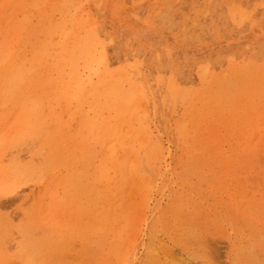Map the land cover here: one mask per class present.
<instances>
[{
    "label": "rangeland",
    "instance_id": "obj_1",
    "mask_svg": "<svg viewBox=\"0 0 264 264\" xmlns=\"http://www.w3.org/2000/svg\"><path fill=\"white\" fill-rule=\"evenodd\" d=\"M106 1L107 3L105 0H0V121L3 123L2 124L0 122V144L3 145L2 147L0 145V168L5 166L6 168L3 167L5 169L2 168V170L5 172L7 169V172H9L8 176H5L7 175L6 172L3 174V177L5 178L0 177V241L2 242H0V264H87L88 262H86V260L89 261L88 264H264V98L262 97L264 95H261L264 94V68H262V63L264 61V0ZM125 7H128L131 10L128 8L126 9ZM161 12L164 15H169L171 12H173L175 14L174 21L169 23V18L166 17L165 20L164 15H162ZM209 15H213V17ZM224 15L226 18L223 17ZM79 23L82 25H79ZM255 26L257 27L256 29ZM75 32L76 35L73 41H75V48L76 51H78L76 53L77 58L75 66L76 70H78L81 80H87L90 84L97 82V74L102 70L99 63L100 58L102 57L103 49L106 48L108 49V52L106 53V72L112 73L114 74V77H116V72L122 71L133 85L142 89V101H139V103H136L129 108V111L126 113V122L120 126L122 129V135L126 133L129 134L127 139L128 141H126L124 144L121 143V141H116L110 139L109 137L104 139L103 133H101L100 125L98 123H96L95 126H90V124L85 123L86 120H93L95 115L94 112L89 110L87 105L72 104L66 106L63 102L53 98V87L47 81L48 79L56 77L57 71L55 67H57V63L59 62L62 53L65 51V48L69 42L72 41L71 37ZM250 33L252 34L250 35ZM90 35L94 39L96 49L93 52L92 49H90L92 54L85 55L84 52L87 49V38ZM216 37L217 39H215ZM241 37L245 38L243 39ZM205 46L207 47L205 48ZM216 54L218 55L216 56ZM91 55H94V59L89 67L88 64ZM8 56H11V58L8 62H6L5 59ZM165 57L169 60H174L175 57H179L181 60L180 62L182 63V68L175 69L173 67H165L160 69L158 67V60L163 58L165 59ZM201 61L203 62L201 63ZM18 71H22L20 73L21 75L18 77L19 80L17 79L16 84L14 83L10 85L12 75ZM233 77L235 79L237 78V80H234ZM235 81H238V84ZM245 83H248L249 85H246ZM250 83L252 84V87ZM149 84L152 85L150 86ZM239 84H242L243 86L240 85L239 88ZM244 85H246V88ZM212 86L215 88V90ZM216 86L217 88L219 87V90L216 89ZM247 88H250V91H248ZM244 90L245 92H243ZM247 91L249 94H247ZM221 92L222 94H220ZM225 94L226 96L229 94L230 95L227 98ZM250 94H253V96ZM258 94L263 101L260 100ZM241 95L244 98H242ZM249 95L251 96V99H253V105L250 104V101L247 102L246 100L250 99ZM233 96H235V98H232ZM225 97L230 101L226 100ZM202 98H204V101ZM256 98H259V102H257L258 100ZM34 99H36V101ZM207 99L208 101H206ZM209 99H211V101L215 100L212 101L213 105ZM242 101L245 102L243 103ZM103 102L104 100L98 97L96 104L98 106H103ZM236 102H238V105L241 103L242 107L238 106L237 109ZM141 103L143 106H141ZM221 103L223 107L220 106ZM24 104H27L28 107L36 106L35 110L25 117H23ZM258 104H260L261 107ZM225 105L226 107H224ZM219 106L223 108V111L226 110L224 114L223 111L220 110L221 108ZM251 106H254V108ZM205 107L209 110H207ZM210 108H213V111ZM251 108L254 109V111L251 110ZM237 110L239 112H237ZM220 111L222 115L220 114ZM232 111L235 112L232 113ZM243 111L246 112L244 113ZM197 112H199L200 117L198 116ZM215 113L219 116L215 115ZM257 114L263 116V120L258 117ZM166 116H169V120ZM201 116L205 121L208 119L211 121L205 122L203 119H201ZM211 116H217L219 122H217L218 120L216 118H213L214 120H212V118H210ZM134 117L135 121L132 119ZM248 117L250 118V122ZM18 118H20V122H17ZM29 118H31L30 123H35V129H28L27 131L26 127L24 126V121L28 120ZM56 119L57 121H54ZM220 120L223 121L222 123L224 124H222ZM202 121H204L205 126L203 125L204 123ZM254 121H256V123H254ZM233 122L236 125L233 124ZM16 123H18V126L20 125L21 128L18 127L14 131L15 133H11L10 129ZM196 124L199 125L197 126ZM196 127L199 128V130H197L198 132L195 130ZM203 127L206 128L207 132L205 133L207 134L203 132ZM212 127L216 130H213ZM247 127L250 131L247 130ZM84 129H87V131ZM241 132L242 134H240ZM5 133H10L11 136L7 139L8 141H1ZM23 133L27 134L23 135ZM202 134L204 136H202ZM238 134L243 135L242 138H240L241 136L239 137ZM58 135H60L61 138ZM219 135L221 136L218 137ZM12 136H15V138H12ZM67 136L69 137L67 138ZM225 136L227 138H225ZM202 137L209 144L204 142ZM24 138H26V141ZM235 138L238 141H236ZM240 139H243L244 141ZM84 140L87 144L82 142ZM200 140L204 144H202ZM14 142L17 144L15 143L16 145L13 146L12 144H14ZM211 142L213 143L212 146L210 144ZM234 142H237L238 144H235ZM187 143L191 146H189ZM248 143L250 146H248ZM114 144H117L119 148L116 149L117 146L115 147L116 153H112L111 151ZM243 144H245V146ZM38 145L40 147H38ZM240 145L243 147V149L240 147ZM175 147H177L179 150ZM212 147L213 149H210ZM56 148H58L59 151H56ZM205 148L209 149L207 150ZM82 149L84 150L82 151ZM75 150L77 151L75 152ZM187 150L190 151L188 152ZM225 150L227 154L229 153L228 155L225 153ZM245 150L247 151V154L244 152ZM60 151L62 152L60 153ZM66 151L68 152L67 154ZM202 151L204 156L202 153H200ZM236 151L238 153H236ZM57 152L60 155H58ZM132 152H135L138 157H136ZM205 152L208 153L206 154ZM99 153L101 154L99 155ZM243 155H246L247 158ZM3 156L5 157L6 161ZM14 156L15 158L13 159ZM112 156L117 157L114 158ZM227 158L229 160H226ZM79 159L82 160L80 161ZM197 160H200L201 162ZM211 160L214 164L210 163ZM11 161L14 162L12 163ZM92 161H94V163ZM4 162L6 165H3ZM181 162L183 163L181 164ZM218 163L220 164L217 165ZM39 165L42 167H39ZM48 165L53 166L49 167ZM70 167H73L72 170H70ZM15 168H17L16 173L13 172L15 171ZM204 168L208 169L205 170ZM51 170L54 171V173ZM70 172L72 174H70ZM209 172H211V174ZM84 173H86V175H84ZM19 174L21 175L19 176ZM32 174L33 176H31ZM182 175H184V177H182ZM67 176L69 178H67ZM226 176L228 178H226ZM29 177L32 179H29ZM71 178H73V180ZM124 178L126 179L124 180ZM180 179H182L186 185H184L182 181L179 182ZM142 180L144 181L142 182ZM89 181L91 186L89 185ZM50 182L52 184H50ZM87 182L88 185H86V187L85 184ZM166 182L169 184H166ZM72 183L76 184L74 188H78L79 191L70 188L73 186ZM93 184L95 185L93 186ZM113 184L115 187L111 186ZM44 185L45 189L43 187ZM162 185L164 186V190L162 189ZM63 186L65 189H59L60 187L63 188ZM140 186L143 188L141 189ZM224 186L226 188H224ZM131 187L133 188L132 190ZM178 188L181 189L179 190ZM57 189V195L59 196L63 194L62 192H67V195L68 193L71 195H68L70 198L67 197L66 194L63 196L61 195L63 198H61V196H57L55 199L56 201L54 200V209L51 211L49 208V204L51 202L49 194ZM138 189H140V191ZM185 189H190L191 191L188 190V192ZM68 190L70 191L68 192ZM136 190L139 193H137ZM208 190L213 193L209 192ZM220 190H222V192ZM131 191L133 192L131 193ZM214 191L217 195L214 193ZM75 192H77V194ZM81 193L83 195H81ZM159 193L161 194L162 198L160 197ZM136 194H138V196H134V199L133 195ZM156 194L159 197H157ZM228 194L230 196H228ZM171 195L174 197L173 199ZM85 196L87 198H84ZM88 196H90V200ZM91 197L93 199H91ZM145 197L147 201L145 200ZM234 197L236 199H234ZM239 197L240 199H238ZM87 199L89 203L85 202ZM116 199L118 201H116ZM246 199H250V201L253 200V203L249 200L247 202ZM58 200L61 202L59 203ZM64 200H66V203L68 200V205H66ZM71 200L74 202L73 205ZM81 200L85 201L81 202ZM153 200L155 202L157 200L158 201L155 203ZM36 201L40 203H37ZM47 201L49 203H47ZM119 203H121L120 206L118 205ZM107 204L110 206V208ZM240 204H242V207ZM257 204L259 206H257ZM69 206H73L74 210ZM117 206H119V208ZM180 207H182V210H179ZM77 208L79 210L81 209L82 212ZM189 208H191V210ZM37 210L39 211L37 212ZM70 210L71 212H69ZM56 211H59L57 212L58 214ZM205 211L207 212L205 213ZM234 211L236 213H234ZM60 212L63 213L61 214ZM80 212L83 214L81 215ZM64 214L66 215L64 216ZM112 215L115 216V219ZM251 219L255 222H253ZM172 221L175 222L173 223ZM80 222H83L85 225H82L83 223ZM204 222L207 223L205 224ZM246 222L249 223L250 226ZM63 223L64 227L62 226ZM125 223L128 224L125 225ZM164 223L165 225H163ZM171 223L173 227L170 225ZM180 224L184 228L187 227V230L189 231H184V228L180 227ZM246 225H248L254 233L249 231V234V229L246 228L248 227ZM168 226L172 229H170ZM154 227L158 230H156ZM174 227H176V229ZM252 227H254V229ZM66 228L69 229V232L66 230ZM87 228L89 231H86ZM126 228H128V230ZM74 229L76 230L75 232H73ZM109 229L112 231H109ZM60 230H63V233L66 231V234L64 233L63 235ZM57 232H59L61 235H58L59 233ZM83 232L85 234H83ZM179 232L180 236L183 233V236L180 238L176 237ZM79 233L80 235H78ZM119 233H121V235ZM126 233H129L127 234L128 236H124ZM163 233L167 234L165 235ZM54 234H56V238L54 237ZM89 235L92 237H89ZM57 236H59L61 239L59 237L57 238ZM79 238L82 240H79ZM169 239L171 241H169ZM178 239H182L183 241ZM56 240L58 241L57 244ZM38 241H40V243H38ZM118 241L121 242L119 243ZM92 242L93 245L91 244ZM38 245H40L42 248ZM7 247L14 250H8ZM64 248H66L65 252L62 250ZM166 248L168 252L166 251ZM95 249L97 252H95ZM11 252L13 256H11ZM147 252L150 254L148 255ZM24 253H28V256ZM48 253L51 255L49 256ZM123 255L126 260H124L125 258ZM40 256H43L47 260L49 259L48 262H45L47 260L43 259V257L40 258ZM52 256H54L55 259L51 258ZM144 257L147 259H144ZM92 258H94L95 261ZM153 258H157L160 263ZM56 259L61 263L59 261L57 263ZM91 260L94 262L91 263ZM98 260L101 261L99 262ZM149 260L153 262L151 263Z\"/></svg>",
    "mask_w": 264,
    "mask_h": 264
},
{
    "label": "bare ground",
    "instance_id": "obj_2",
    "mask_svg": "<svg viewBox=\"0 0 264 264\" xmlns=\"http://www.w3.org/2000/svg\"><path fill=\"white\" fill-rule=\"evenodd\" d=\"M121 1V0H120ZM105 2L107 3V1L105 0ZM104 2V3H105ZM115 2V1H114ZM129 2V1H128ZM102 3V2H101ZM116 4V3H115ZM202 4V3H201ZM159 5H161V4H159ZM187 5H189V4H187ZM124 6V5H123ZM186 6V5H185ZM78 7H79V5H78ZM114 8V7H113ZM126 8V7H125ZM128 8V7H127ZM126 8V9H127ZM133 8H135V7H133ZM180 8V7H179ZM129 9V8H128ZM125 10V9H124ZM124 10H123V13H124ZM129 10H131V9H129ZM204 10H205V8H204ZM248 10V9H247ZM257 10H259V9H257ZM136 11V10H135ZM130 12V11H129ZM138 12V11H137ZM116 13V12H115ZM131 13V12H130ZM162 13V12H161ZM160 13V14H161ZM112 14H114V13H112ZM207 14V13H206ZM162 15H164L163 13H162ZM176 15H179V14H176ZM182 15V14H181ZM186 15V14H185ZM193 15V14H192ZM161 16V15H160ZM174 16H175V14L173 13V12H171L169 15H167V14H165L164 15V19L166 20V17H168L169 19H168V21H169V23H171V22H173L174 21ZM209 16H211V15H209ZM111 17V16H110ZM135 17V16H134ZM194 17V16H193ZM208 17V16H207ZM211 17H213V15L211 16ZM224 18H226V16L224 15L223 16ZM138 18V17H137ZM156 18V17H155ZM186 19V18H185ZM191 19H192V17H191ZM190 19V20H191ZM264 19V18H263ZM113 20V19H112ZM153 20V19H152ZM245 20V19H244ZM138 21H139V19H138ZM216 21V20H215ZM236 21H237V19H236ZM184 22V21H183ZM199 22H200V20H199ZM208 22V21H207ZM223 22V21H222ZM245 22V21H244ZM243 22V23H244ZM149 23H151V22H149ZM242 23V24H243ZM247 23V22H246ZM148 24V23H147ZM245 24V23H244ZM79 25H82V24H80L79 23ZM112 25V24H111ZM134 25V24H133ZM152 25V24H151ZM199 25V24H198ZM263 25V24H262ZM106 26V25H105ZM153 26V25H152ZM151 26V27H152ZM154 27V26H153ZM160 27V26H159ZM136 28V27H135ZM225 28V27H224ZM229 28V27H228ZM257 27L255 26V29H256ZM260 28V27H259ZM34 29V28H33ZM38 29V28H37ZM156 29V28H155ZM233 29V28H232ZM236 29V28H235ZM254 29V28H253ZM175 30V29H174ZM262 30V29H261ZM222 31V30H221ZM233 31H234V29H233ZM130 32V31H129ZM132 32V31H131ZM175 32V31H174ZM247 32H248V30H247ZM242 34V33H241ZM247 34V33H246ZM252 33H250V35H251ZM75 35H76V32L74 33V35H72V37H71V39H72V41L71 42H69V44L67 45V47L65 48V51L62 53V55H61V58H60V60H59V62L57 63V67H55V69H56V71H57V75H56V77L55 78H52V79H48V83H50V85H52V87H53V90H54V92H53V94L52 95H54L53 96V98H55V99H57L58 101H61V102H63L66 106H69V105H72V104H77V105H87L88 106V108H89V110H91L92 112H94L95 113V115H94V119L93 120H84L85 121V123H87V124H90V126L91 125H93V126H95L96 125V123H98L99 125H100V129H101V133H103V137H104V139H106V137H109L110 139H113V140H116V141H121V143H126V141H128L127 139H128V133H126V132H124V133H126V134H121V125H123L126 121H125V119H126V113L129 111V108L132 106V105H135L136 103H139V101H142V99H143V92H142V89L141 88H139V87H136L135 85H133L130 81H129V79L127 78V76L125 75V73L124 72H122V71H119V72H116V77H114V74H112V73H107L106 72V70H107V57H106V53L108 52V49H103V54H102V57L100 58V66H101V68H102V70L100 71V73H98L97 74V82L96 83H94V84H90L89 83V81H87V80H81V78H80V76H79V74H78V70H76V53L78 52V51H76V48H75V41H73L74 40V38H75ZM210 35H211V33H210ZM256 35V34H255ZM259 35V34H258ZM166 36V35H165ZM232 36H233V34H232ZM245 36V35H244ZM57 37V36H56ZM250 37V36H249ZM260 37V36H259ZM54 38V37H53ZM52 38V39H53ZM239 38V37H238ZM237 38V39H238ZM241 38H243V37H241ZM245 38V37H244ZM243 38V39H244ZM57 39V38H56ZM215 39H217V37L215 38ZM249 39V38H248ZM259 39H261V38H259ZM214 40V39H213ZM229 40H231V39H229ZM240 40V39H239ZM250 40V39H249ZM258 40V39H257ZM96 41V40H95ZM172 41H174V40H172ZM209 41V40H208ZM218 41V40H217ZM246 41H247V38H246ZM254 41H255V39H254ZM253 41V42H254ZM249 42V41H248ZM212 43V42H211ZM230 43V42H229ZM232 43V42H231ZM236 43V42H235ZM188 44V43H187ZM214 44V43H213ZM212 44V45H213ZM216 44H219V43H216ZM248 44V43H247ZM253 44V43H252ZM251 44V45H252ZM256 44V43H255ZM254 44V45H255ZM181 45V44H180ZM241 45V44H240ZM253 45V46H254ZM257 45H258V41H257ZM256 45V46H257ZM192 46V45H191ZM194 46V45H193ZM214 46V45H213ZM212 46V47H213ZM231 46V45H230ZM259 46H263V45H259ZM207 46H205V48H206ZM226 47H227V45H226ZM214 48V47H213ZM231 48V47H230ZM255 48V47H254ZM263 48H264V46H263ZM90 49H92V52L96 49V44L94 43V39H93V37L90 35V36H88V38H87V49H86V51L84 52V54L85 55H87V54H92V52L90 51ZM235 49V48H234ZM241 49V48H240ZM206 50V49H205ZM228 50V49H227ZM233 50V49H232ZM243 50V49H242ZM204 51V50H203ZM207 51V50H206ZM187 52H188V50H187ZM214 52V51H213ZM238 52H239V50H238ZM179 53V52H178ZM228 53H230V52H228ZM248 53V52H247ZM250 53V52H249ZM203 54H205V53H203ZM202 54V55H203ZM169 55V54H168ZM181 55V54H180ZM201 55V56H202ZM218 54H216V56H217ZM253 55V54H252ZM93 56L94 55H91L90 56V58H89V67H90V65H91V62L93 61ZM208 56V55H207ZM251 56V55H250ZM171 57V56H170ZM210 57V56H209ZM255 57V56H254ZM10 58H11V56H8L6 59H5V61L6 62H8L9 60H10ZM169 58V57H168ZM264 58V57H263ZM262 58V59H263ZM48 59V58H47ZM247 60V59H246ZM245 60V61H246ZM181 60L179 59V57H175L174 58V60H169V59H166V57H165V59L163 58V59H159L158 60V67L160 68V69H163V68H165V67H169V68H171V67H173V68H175V69H180V68H182V63L180 62ZM203 61H201V63H202ZM189 63V62H188ZM246 64H248V63H246ZM257 64V63H256ZM251 65V64H250ZM262 68H264V61H263V63H262ZM237 67V66H236ZM88 68V67H87ZM216 68V67H215ZM237 69V68H236ZM210 71V70H209ZM22 71H18V72H16V73H14L13 75H12V78H11V80H10V85H12V84H16V81H17V79H18V77H19V75H21L20 73H21ZM85 72V71H84ZM144 72H145V70H144ZM197 72V71H196ZM228 72V71H227ZM170 73V72H169ZM209 73V72H208ZM229 73V72H228ZM227 73V74H228ZM83 75V74H82ZM182 75H183V73H182ZM202 75V74H201ZM209 75H210V73H209ZM213 75H215V74H213ZM226 75V74H225ZM231 75V74H230ZM234 75V74H233ZM232 75V76H233ZM83 77V76H82ZM227 77H228V75H227ZM236 77V76H235ZM241 77V76H240ZM146 78V77H145ZM203 78V77H202ZM225 78V77H224ZM247 78V77H246ZM147 79V78H146ZM160 79V78H159ZM172 79V78H171ZM216 79V78H215ZM218 79V78H217ZM229 79H230V77H229ZM233 79L234 80H237V78L235 79L234 77H233ZM19 80V79H18ZM232 80V79H231ZM249 80H251V79H249ZM162 81V80H161ZM226 81V80H225ZM246 81V80H245ZM148 82V81H147ZM232 82V81H231ZM236 82V81H235ZM238 82V81H237ZM236 82V83H237ZM148 83H150V82H148ZM148 83H147V85H148ZM225 83V82H224ZM235 83V84H236ZM240 83V82H239ZM244 83V82H243ZM242 83V84H243ZM238 84V83H237ZM242 84H239L238 85V87L240 88V85H242ZM246 85L248 84V83H245ZM251 84V83H250ZM150 85V84H149ZM152 85V84H151ZM150 85V86H151ZM175 85V84H174ZM217 85H218V83H217ZM221 85V84H220ZM224 85V84H223ZM226 85H228V84H226ZM246 85H244L245 86V88H246ZM249 85V84H248ZM219 86V85H218ZM234 86V85H233ZM243 86V85H242ZM213 87V86H212ZM221 87H223V86H221ZM251 87H252V84H251ZM259 87V86H258ZM219 88V87H218ZM217 88V86H216V89L217 90H219ZM227 88V87H226ZM235 88H236V86H235ZM234 88V89H235ZM243 88V87H242ZM151 89V88H150ZM213 89L215 90V88L213 87ZM222 89V88H221ZM220 89V90H221ZM232 89V88H231ZM248 89V88H247ZM250 89V88H249ZM248 89V91H250ZM246 90V89H245ZM245 90L243 91V92H245ZM241 91V90H240ZM247 91V94H249V92ZM263 91V90H262ZM32 92V91H31ZM150 92V91H149ZM213 92V91H212ZM230 92V91H229ZM243 92H241V93H243ZM251 92H253V91H251ZM250 92V93H251ZM214 93V92H213ZM240 93V94H241ZM33 94V93H32ZM153 94V93H152ZM208 94V93H207ZM207 94H206V96H207ZM220 94H222V92L220 93ZM240 94H237V95H240ZM247 94L245 93V95L247 96ZM230 95V94H229ZM228 95V96H229ZM232 95H233V93H232ZM236 95V94H235ZM244 95V94H243ZM250 95H252L253 96V94H250ZM249 95V96H250ZM254 95H255V93H254ZM261 95H264V94H261ZM150 96V95H149ZM212 96V95H211ZM225 96H226V94H225ZM228 96H226L227 98H228ZM257 96V95H256ZM255 96V97H256ZM258 96H259V94H258ZM98 97L99 98H102L103 100H104V102H103V106H98L97 104H96V102L98 101ZM155 97V96H154ZM185 97V96H184ZM225 97V98H226ZM241 97H242V95H241ZM254 97V98H255ZM260 97V96H259ZM263 98H264V96H262ZM173 98V97H172ZM226 98V100H229V99H227ZM232 98H235V96H233ZM231 98V99H232ZM242 98H244V97H242ZM253 98V97H252ZM262 98V99H263ZM151 99V98H150ZM203 99V101H204V98H202ZM202 99H201V101H202ZM206 99V98H205ZM212 99V98H211ZM211 99H209L210 100V102H212V101H215L216 100V98H215V100H212L211 101ZM218 99V98H217ZM246 99V98H245ZM250 99H251V96H250ZM248 100V99H246L247 100V102H251L250 104H252V102H253V99H251V100ZM257 99V98H256ZM259 99V98H258ZM257 99V100H258ZM35 101H36V99H34ZM165 100V99H164ZM176 100V99H175ZM219 100H220V97H219ZM243 100V99H242ZM260 100H261V97H260ZM206 101H208V99L206 100ZM205 101V102H206ZM230 101V100H229ZM261 101H263V100H261ZM24 102V101H23ZM183 102V101H182ZM233 102V101H232ZM231 102V103H232ZM243 103L245 102V101H242ZM246 102V103H247ZM257 102H259V100L257 101ZM256 103V102H255ZM264 103V102H263ZM151 104V103H150ZM177 104V103H176ZM205 104V103H204ZM217 104V103H216ZM234 104V103H233ZM236 104H237V109H238V106H240V107H242L241 106V103H240V105H238V102H236ZM62 105V104H61ZM167 105V104H166ZM207 105V104H206ZM212 105H213V102H212ZM218 105V104H217ZM226 105H227V103H226ZM226 105L224 106V107H226ZM249 105V104H248ZM253 105V104H252ZM258 105H260V104H258ZM258 105H257V107H258ZM60 106V105H59ZM141 106H143L142 105V103H141ZM198 106V105H197ZM220 106H222V103L220 104ZM219 106V107H220ZM230 106V105H229ZM228 106V107H229ZM24 110H23V117H25V116H28L29 114H31L34 110H35V107L36 106H30V107H28L27 106V104H24ZM58 107V106H57ZM152 107V106H151ZM167 107V106H166ZM174 107H176V106H174ZM217 107V106H216ZM223 107V106H222ZM231 107V106H230ZM252 107V106H251ZM260 107H261V105H260ZM260 107H259V109H260ZM61 108V107H60ZM154 108H156V107H154ZM163 108V107H162ZM178 108V107H177ZM206 108V107H205ZM221 108V107H220ZM219 108V109H220ZM245 108V107H244ZM252 108H254V106L252 107ZM251 108V110H253L254 111V109H252ZM263 108V107H262ZM42 109V108H41ZM62 109V108H61ZM71 109V108H70ZM133 109V108H132ZM201 109H202V107H201ZM207 110H209L208 108H206ZM211 109V108H210ZM223 108H221L220 110H222ZM242 109V108H241ZM82 110V109H81ZM136 111H138L137 109H135ZM135 110H134V112H135ZM176 110H178V109H176ZM190 110V109H189ZM195 110V109H194ZM194 110H192V111H194ZM212 111H213V108L211 109ZM233 110H234V108H233ZM243 110V109H242ZM250 110V111H251ZM263 110H264V108H263ZM67 111V110H66ZM141 111V110H140ZM163 111V110H162ZM167 111V110H166ZM199 111V110H198ZM216 111V110H215ZM223 111V110H222ZM226 111V110H225ZM225 111H223V114H224V112ZM228 111H231V110H228ZM58 112V111H57ZM151 112V111H150ZM205 112V111H204ZM218 112H219V110H218ZM233 112H235V111H232V113ZM237 112H239L238 110H237ZM244 112V111H243ZM246 112V111H245ZM244 112V113H245ZM257 112V111H256ZM105 113H106V115H105ZM137 113V112H136ZM136 113H135V115H136ZM168 113V112H167ZM192 113V112H191ZM196 113V112H195ZM198 113V116L200 115L199 114V112H197ZM208 113H210V112H208ZM242 113V112H241ZM244 113H242V114H244ZM259 113V112H258ZM260 113H261V110H260ZM64 114V113H63ZM62 114V116L64 117V115ZM189 114V113H188ZM211 114H213V113H211ZM220 114H221V111H220ZM237 114V113H236ZM59 115H61V114H59ZM58 115V116H59ZM73 115V114H72ZM72 115H71V117H72ZM154 115V114H153ZM168 115V114H167ZM175 115V114H174ZM186 115V114H185ZM209 115V114H208ZM215 115H217L216 113H215ZM222 115V114H221ZM230 115V114H229ZM246 115H249V114H246ZM258 115V117H260L262 120H263V116H261V115H259V114H257ZM256 115V116H257ZM138 116V115H137ZM164 116V115H163ZM173 116V115H172ZM176 116V115H175ZM206 116V115H205ZM217 116H219V115H217ZM217 116H215V117H210V118H212V120H214L213 118H216L217 119ZM226 116V115H225ZM228 116V115H227ZM235 116H237V115H235ZM62 117V118H63ZM157 117V116H156ZM167 117V116H166ZM169 117V116H168ZM167 117V118H168ZM200 117V116H199ZM202 117V116H201ZM56 118H57V116H56ZM77 118V117H76ZM171 118V117H170ZM206 118H207V116H206ZM225 118V117H224ZM236 118V117H235ZM238 118V117H237ZM249 118V117H248ZM260 118H259V120H260ZM31 118H29L28 120H26V121H24V126L26 127V130L28 131V129H30V130H34L35 128V123H30V120ZM132 119H134L133 121H135V117L134 118H132ZM150 119V118H149ZM194 119V118H193ZM201 119H203V117L201 118ZM215 119V120H216ZM64 120V119H63ZM66 120V119H65ZM69 120V119H68ZM75 120V119H74ZM167 120V119H166ZM165 120V121H166ZM168 120H169V118H168ZM167 120V121H168ZM185 120V119H184ZM192 120V119H191ZM195 120H196V118H195ZM204 120V119H203ZM218 120V121H217ZM216 121L217 122H219V119H217ZM234 120V119H233ZM246 120V119H245ZM249 120V122H250V118L248 119ZM247 120V121H248ZM21 120H20V118H18L17 119V122H20ZM54 121H57V119L56 120H54ZM159 121V120H158ZM179 121V120H178ZM205 121V120H204ZM204 121H202L203 123H204ZM206 121H209V119L208 120H206ZM205 121V122H206ZM211 121V120H210ZM209 121V122H210ZM229 121H231V120H229ZM257 121V120H256ZM256 121H254V123H256ZM1 122V121H0ZM161 122V121H160ZM170 122V121H169ZM209 122H207V123H209ZM213 122V121H212ZM220 122L222 123L223 121H221L220 120ZM237 122H238V120H237ZM241 122V121H240ZM244 122H246V121H244ZM2 123V122H1ZM77 123V122H76ZM186 123V122H185ZM3 124V123H2ZM55 124H57V123H55ZM166 124V123H165ZM169 124V123H168ZM191 124H192V122H191ZM191 124H189V125H191ZM210 124V123H209ZM219 124V123H218ZM222 124H224V123H222ZM233 124H235L234 122H233ZM248 124V123H247ZM259 124H260V122H259ZM1 125V124H0ZM78 125V124H77ZM133 125V124H132ZM197 125V124H196ZM199 125V124H198ZM197 125V126H198ZM204 126H205V123L203 124ZM208 125V124H207ZM214 125H216V124H214ZM220 125V124H219ZM236 125V124H235ZM239 125H240V123H239ZM55 126V125H54ZM139 126V125H138ZM151 126V125H150ZM159 126V125H158ZM182 126V125H181ZM222 126V125H221ZM220 126V127H221ZM228 126H230V125H228ZM227 126V127H228ZM259 126V125H258ZM18 127H20L21 128V126L19 125L18 126V123H16L10 130H11V133L13 132V133H15L14 131L18 128ZM60 127H61V125H60ZM88 127V126H87ZM156 127V126H155ZM171 127V126H170ZM169 127V128H170ZM202 127V126H201ZM206 127H208V126H206ZM218 127V126H217ZM231 127V126H230ZM255 127V126H254ZM264 127V126H263ZM62 128V127H61ZM137 128V127H136ZM135 128V129H136ZM157 128V127H156ZM215 128V127H214ZM234 128H236V127H234ZM248 128V127H247ZM23 129V128H22ZM58 129V128H57ZM77 129V128H76ZM167 129V128H166ZM175 129V128H174ZM201 129V128H200ZM203 129L205 130H203V132L205 133V132H207V130H206V128H204L203 127ZM209 129V128H208ZM212 129H213V127H212ZM237 129V128H236ZM235 129V130H236ZM239 129H240V127H239ZM264 129V128H263ZM10 130H8V131H10ZM24 130V129H23ZM74 130V129H73ZM85 130V129H84ZM125 130H126V128H125ZM196 131L197 130H199V128H197L196 127V129H195ZM213 130H216V129H213ZM226 130V129H225ZM247 130H249V128L247 129ZM256 130V129H255ZM261 130V129H260ZM18 131V130H17ZM85 131H87V129L85 130ZM124 131V130H123ZM127 131H128V129H127ZM143 131V130H142ZM157 131V130H156ZM167 131H168V129H167ZM181 131V130H180ZM220 131V130H219ZM244 131H245V129H244ZM250 131V130H249ZM259 131V130H258ZM69 132V131H68ZM99 132V131H98ZM140 132V131H139ZM144 132V131H143ZM142 132V133H143ZM178 132V131H177ZM185 132V131H184ZM198 132V131H197ZM212 132V131H211ZM215 132V131H214ZM236 132V131H235ZM247 132V131H246ZM261 132V131H260ZM19 133H21V132H19ZM71 133V132H70ZM190 133V132H189ZM194 133V132H193ZM210 133V132H209ZM208 133V135L210 136V134ZM217 133V132H216ZM232 133V132H231ZM234 133V132H233ZM237 133V132H236ZM235 133V134H236ZM239 133V132H238ZM245 133V132H244ZM252 133H253V131H252ZM255 133V132H254ZM25 134H27V133H25ZM24 133H23V135H25ZM68 134V133H67ZM134 134V133H133ZM161 134V133H160ZM168 134V133H167ZM180 134V133H179ZM195 134V133H194ZM205 134H207V133H205ZM221 134V133H220ZM240 134H242V132L240 133ZM240 134H238L239 135V137L240 138H242V136L243 135H240ZM259 134V133H258ZM261 134V133H260ZM264 134V133H263ZM16 135H17V132H16ZM15 135V136H16ZM21 135V134H20ZM52 135V134H51ZM55 135V134H54ZM69 135V134H68ZM213 135V134H212ZM218 135V134H217ZM229 135V134H228ZM228 135H227V137H228ZM231 135H233V134H231ZM11 135H10V133H5L4 134V136H3V139L1 140V141H5V140H7L9 137H10ZM15 136H12V138L14 137L15 138ZM44 136V135H43ZM59 137H60V135H58ZM84 136V135H83ZM166 136V135H165ZM169 136V135H168ZM187 136V135H186ZM185 136V137H186ZM202 136H204L203 134H202ZM209 136H207V137H209ZM214 136V135H213ZM221 135H219L218 137H220ZM223 136H224V133H223ZM234 136V135H233ZM237 136V135H236ZM248 136V135H247ZM259 136V135H258ZM264 136V135H263ZM262 136V137H263ZM25 137V136H24ZM50 137V136H49ZM53 137V136H52ZM59 137H57V138H59ZM66 137V136H65ZM69 136H67V138H68ZM132 137V136H131ZM199 137V136H198ZM201 137V136H200ZM216 137V136H215ZM226 136H225V138H227ZM253 137V136H252ZM262 137H261V139H262ZM61 138V137H60ZM78 138V137H77ZM171 138H172V136H171ZM187 138V137H186ZM211 138V137H210ZM237 138V137H236ZM235 138V140L236 141H238L237 139ZM26 138H24V140H25ZM64 139V138H63ZM83 139H84V137H83ZM133 139V138H132ZM146 139H147V137H146ZM181 139V138H180ZM200 139V138H199ZM198 139V140H199ZM208 139V138H207ZM215 139V138H214ZM258 139V138H257ZM260 139V140H261ZM10 140V139H9ZM20 140V139H19ZM34 140H36V139H34ZM38 140V139H37ZM42 140H43V138H42ZM176 140V139H175ZM202 140H204V138L202 137ZM209 140V139H208ZM240 140H243V139H240ZM252 140V139H251ZM250 140V141H251ZM255 140V139H254ZM8 141V140H7ZM18 141V140H17ZM26 141V140H25ZM25 141H24V143H25ZM103 141V140H102ZM107 141V140H106ZM109 141V140H108ZM177 141V140H176ZM192 141V140H191ZM201 141V140H200ZM244 141V140H243ZM242 141V142H243ZM20 142V141H19ZM45 142V141H44ZM64 142V141H63ZM83 143L85 142V140L84 141H82ZM185 142V141H184ZM198 142V141H197ZM204 142H207V141H205L204 140ZM220 142V141H219ZM222 142V141H221ZM224 142V141H223ZM230 142V141H229ZM241 142V143H242ZM247 142V141H246ZM249 142V141H248ZM10 143V142H9ZM16 142H14V144H12L13 146L14 145H16L15 144ZM38 143V142H37ZM50 143V142H49ZM80 143V142H79ZM86 143V142H85ZM92 143V142H91ZM106 143V142H105ZM104 143V144H105ZM164 143V142H163ZM182 143H183V141H182ZM199 143V142H198ZM201 143L202 144H204L202 141H201ZM208 143V142H207ZM235 143V142H234ZM237 143V142H236ZM235 143V144H236ZM260 143V142H259ZM258 143V144H259ZM39 144V143H38ZM42 144V143H41ZM60 144V143H59ZM87 144V143H86ZM93 144V143H92ZM141 144V143H140ZM147 144V143H146ZM166 144V143H165ZM168 144V143H167ZM188 144V143H187ZM187 144H186V146H187ZM209 144V143H208ZM211 144V146H212V142L210 143ZM222 144H224V143H222ZM238 144V143H237ZM246 144V143H245ZM245 144H243L244 146H245ZM1 145V144H0ZM36 145V144H35ZM54 145V144H53ZM80 145V144H79ZM82 145V144H81ZM84 145V144H83ZM101 145V144H100ZM180 145V144H179ZM189 145V144H188ZM193 145V144H192ZM200 145V144H199ZM3 145H1V147H2ZM42 146V145H41ZM46 146V145H45ZM55 146H56V144H55ZM60 146V145H59ZM85 146V145H84ZM83 146V147H84ZM117 146V144H114L113 145V147H112V149H111V151H112V153H114L116 150H115V147ZM165 146H167V145H165ZM175 146H177V145H175ZM185 146V147H186ZM189 146H191V145H189ZM197 146V145H196ZM201 146H203V145H201ZM205 146V145H204ZM217 146V145H216ZM221 146V145H220ZM248 146H250L249 145V143H248ZM261 146H262V144H261ZM6 147V146H5ZM5 147H4V149H5ZM8 147V146H7ZM38 147H40L39 145H38ZM49 147H51V146H49ZM52 147H54V146H52ZM70 147V146H69ZM95 147V146H94ZM101 147V146H100ZM178 147V146H177ZM177 147H175V148H177ZM200 147V146H199ZM209 147V146H208ZM218 147V146H217ZM239 147V146H238ZM240 147H241V145H240ZM10 148V147H9ZM45 148V147H44ZM46 148H48V147H46ZM103 148V147H102ZM170 148V147H169ZM197 148V147H196ZM220 148V147H219ZM222 148H224V147H222ZM229 148H230V145H229ZM242 149H243V147H241ZM249 148V147H248ZM247 148V149H248ZM3 149V150H4ZM8 149V148H7ZM43 149V148H42ZM57 150L56 151H59L58 150V148H56ZM68 149V148H67ZM86 149V148H85ZM96 149H98V148H96ZM116 149H119L118 148V146H117V148ZM156 149V148H155ZM168 149V148H167ZM172 149H174V148H172ZM178 149V148H177ZM181 149H183V148H181ZM187 149V148H186ZM202 149H203V147H202ZM205 149H209V148H205ZM210 149H213V147L212 148H210ZM215 149V148H214ZM228 149V148H227ZM226 149V150H227ZM1 150V149H0ZM9 150V149H8ZM45 150V149H44ZM50 150V149H49ZM53 150H54V148H53ZM64 150V149H63ZM84 149H82V151H83ZM169 150V149H168ZM167 150V151H168ZM179 150V149H178ZM197 150V149H196ZM206 150V151H207ZM222 150V149H221ZM226 150H225V153H226ZM239 150V149H238ZM42 151V150H41ZM73 151V150H72ZM77 150H75V152H76ZM88 151V150H87ZM87 151H86V153H87ZM93 151H95V150H93ZM118 151V150H117ZM188 151V150H187ZM190 151V150H189ZM188 151V152H189ZM192 151V150H191ZM210 151V150H209ZM216 151V150H215ZM232 151V150H231ZM240 151V150H239ZM37 152V151H36ZM42 152H44V151H42ZM53 152V151H52ZM62 151H60V153H61ZM101 152V151H100ZM121 152V151H120ZM130 152V151H129ZM140 152H141V150H140ZM175 152V151H174ZM183 152V151H182ZM244 152H246V154H247V151L245 150ZM261 152H262V149H261ZM7 153V152H6ZM38 153V152H37ZM45 153V152H44ZM65 153V152H64ZM68 152L66 151V154H67ZM69 153H70V150H69ZM85 153V152H84ZM107 153V152H106ZM116 153V152H115ZM132 153H134L135 154V152H132ZM171 153H173V152H171ZM176 153V152H175ZM186 153V152H185ZM197 153H198V151H197ZM200 153H202V155H203V151L202 152H200ZM206 153V152H205ZM208 153V152H207ZM206 153V154H207ZM210 153V152H209ZM211 153H213V152H211ZM221 153V152H220ZM223 153V152H222ZM236 153H238L237 151H236ZM57 154L58 155H60L58 152H57ZM92 154V153H91ZM90 154V155H91ZM101 153H99V155H100ZM108 154V153H107ZM133 154V155H134ZM190 154V153H189ZM227 154V153H226ZM229 154V153H228ZM227 154V155H228ZM230 154H232V153H230ZM6 155V154H5ZM4 155V156H5ZM50 155V154H49ZM53 155V154H52ZM78 155V154H77ZM114 155V154H113ZM166 155V154H165ZM171 155V154H170ZM186 155V154H185ZM191 155V154H190ZM201 155V156H202ZM215 155V154H214ZM239 155V154H238ZM3 156V157H4ZM40 156H41V154H40ZM43 156V155H42ZM48 156V155H47ZM57 156V155H56ZM62 156V155H61ZM64 156V155H63ZM66 156H68V155H66ZM79 156V155H78ZM89 156V155H88ZM87 156V157H88ZM131 156V155H130ZM129 156V157H130ZM135 156L136 157H138L136 154H135ZM176 156V155H175ZM179 156V155H178ZM204 156V155H203ZM209 156H210V154H209ZM220 156V155H219ZM236 156V155H235ZM244 156V155H243ZM246 156V155H245ZM244 156V157H245ZM251 156V155H250ZM1 157V156H0ZM17 157V156H16ZM34 157V156H33ZM39 157V156H38ZM60 157V156H59ZM72 157V156H71ZM84 157H86V156H84ZM83 157V158H84ZM112 157H114V156H112ZM117 157V156H116ZM116 157H114V158H116ZM147 157V156H146ZM192 157V156H191ZM195 157V156H194ZM211 157V156H210ZM216 157V156H215ZM218 157V156H217ZM222 157V156H221ZM229 157H231V156H229ZM237 157V156H236ZM248 157H249V154H248ZM15 158V156L13 157V159ZM56 158V157H55ZM69 158V157H68ZM108 158V157H107ZM106 158V159H107ZM131 158V157H130ZM133 158V157H132ZM203 158V157H202ZM208 158V157H207ZM213 158V157H212ZM246 158H247V156H246ZM4 159H5V157H4ZM8 159V158H7ZM17 159H18V157H17ZM38 159V158H37ZM36 159V160H37ZM41 159V158H40ZM49 159V158H48ZM176 159V158H175ZM194 159V158H193ZM196 159V158H195ZM206 159V158H205ZM211 159V158H210ZM218 159H219V157H218ZM223 159V158H222ZM9 160V159H8ZM23 160V159H22ZM33 160V159H32ZM47 160V159H46ZM80 160V159H79ZM82 160V159H81ZM80 160V161H81ZM116 160H118V159H116ZM203 160H204V158H203ZM226 160H229L228 158L226 159ZM233 160H236V159H233ZM248 160V159H247ZM5 161H6V159H5ZM30 161V160H29ZM52 161V160H51ZM118 161H120V160H118ZM172 161V160H171ZM182 161H183V158H182ZM197 161H199V162H201L200 160H197ZM219 161V160H218ZM224 161V160H223ZM232 161V160H231ZM9 162V161H8ZM12 163L14 162V161H11ZM38 162V161H37ZM78 162V161H77ZM91 162V161H90ZM93 163H94V161H92ZM117 162V161H116ZM115 162V163H116ZM126 162V161H125ZM133 162V161H132ZM204 162V161H203ZM39 163V162H38ZM56 163V162H55ZM57 163H58V160H57ZM120 163H122V162H120ZM166 163V162H165ZM165 163H164V165H165ZM173 163V162H172ZM175 163V162H174ZM183 162H181V164H182ZM194 163V162H193ZM204 163H206V162H204ZM204 163H202V164H204ZM210 163H213L212 162V160H211V162ZM217 163V162H216ZM216 163H215V165H216ZM263 163V162H262ZM23 164V163H22ZM26 164V163H25ZM34 164V163H33ZM48 164V163H47ZM59 164H62V163H59ZM88 164V163H87ZM92 164V163H91ZM98 164V163H97ZM135 164V163H134ZM152 164V163H151ZM187 164V163H186ZM200 164V163H199ZM201 164V165H202ZM214 164V163H213ZM220 163H218L217 165H219ZM1 165V164H0ZM3 165H6V163L4 162V164ZM54 165V164H53ZM53 165H50V166H53ZM58 165V164H57ZM75 165V164H74ZM81 165V164H80ZM85 165V164H84ZM89 165H90V163H89ZM117 165V164H116ZM115 165V166H116ZM124 165V164H123ZM132 165V164H131ZM136 165H137V163H136ZM188 165H190V164H188ZM187 165V166H188ZM207 165V164H206ZM262 165V164H261ZM23 166H24V164H23ZM41 165H39V167H40ZM45 166V165H44ZM49 166V165H48ZM47 166V167H48ZM49 166V167H50ZM76 166V165H75ZM82 166V165H81ZM80 166V167H81ZM87 166V165H86ZM161 166H163V165H161ZM184 166H185V163H184ZM194 166V165H193ZM208 166V165H207ZM1 167V166H0ZM3 167H5V166H3ZM2 167V168H3ZM20 167H21V165H20ZM38 167V166H37ZM42 167V166H41ZM61 167V166H60ZM79 167V168H80ZM101 167V166H100ZM137 167H138V165H137ZM136 167V168H137ZM164 167V166H163ZM2 168H0V177H2V178H5V177H3V174L6 172L7 173V175H5V176H8L9 174V172H7V169H6V171L4 172L3 170H2ZM6 168V167H5ZM5 168H3V169H5ZM10 168H11V166H10ZM18 168V167H17ZM17 168H15L14 170L15 171H13V172H15L16 173V169ZM23 168H25V167H23ZM29 168H31V167H29ZM58 168V167H57ZM71 169L70 170H72V168L73 167H70ZM76 168V167H75ZM82 168V167H81ZM85 168V167H84ZM84 168H83V170H84ZM95 168V167H94ZM199 168V167H198ZM211 168H212V166H211ZM215 168V167H214ZM33 169H34V167H33ZM88 169V168H87ZM96 169V168H95ZM133 169V168H132ZM164 169V168H163ZM205 169V168H204ZM203 169V170H204ZM206 169H208V168H206ZM205 169V170H206ZM10 170V169H9ZM23 170V169H22ZM46 170H48V169H46ZM63 170V169H62ZM81 170V169H80ZM116 170H117V168H116ZM165 170V169H164ZM189 170V169H188ZM188 170H187V172H188ZM190 170H191V168H190ZM195 170V169H194ZM202 170V171H203ZM223 170V169H222ZM11 171V172H12ZM29 171V170H28ZM36 171V170H35ZM43 171H45V170H43ZM52 171V170H51ZM68 171V170H67ZM90 171V170H89ZM110 171V170H109ZM108 171V172H109ZM124 171V170H123ZM134 171V170H133ZM140 171V170H139ZM201 171V172H202ZM211 171V170H210ZM216 171V170H215ZM215 171H213V172H215ZM221 171V170H220ZM226 171V170H225ZM231 171H233V170H231ZM22 172V171H21ZM21 172H19V173H21ZM33 172H34V170H33ZM42 172V171H41ZM53 173H54V171H52ZM66 172V171H65ZM76 172H77V170H76ZM96 172V171H95ZM122 172V171H121ZM132 172V171H131ZM160 172V171H159ZM199 172V171H198ZM223 172V171H222ZM222 172H220V173H222ZM52 173V174H53ZM58 173V172H57ZM74 173V172H73ZM117 173V172H116ZM208 173V172H207ZM210 174H211V172H209ZM219 173V172H218ZM229 173V172H228ZM235 173V172H234ZM11 174V173H10ZM22 174V173H21ZM21 174H19V176L21 175ZM52 174H51V176H52ZM70 174H72L71 172H70ZM77 174V173H76ZM136 174V173H135ZM160 174V173H159ZM189 174V173H188ZM55 175V174H54ZM67 175V174H66ZM69 175V174H68ZM79 175V174H78ZM77 175V176H78ZM83 175V174H82ZM84 175H86V173H84ZM83 175V176H84ZM87 175H88V172H87ZM89 175H91V174H89ZM137 175V174H136ZM139 175V174H138ZM165 175V174H164ZM218 175H220V174H218ZM227 175V174H226ZM31 176H33V174L31 175ZM38 176V175H37ZM62 176V175H61ZM69 176H71V175H69ZM92 176V175H91ZM127 176V175H126ZM188 176V175H187ZM191 176V175H190ZM212 176V175H211ZM224 176V175H223ZM230 176V175H229ZM235 176H236V174H235ZM14 177V176H13ZM12 177V178H13ZM50 177V176H49ZM75 177H76V175H75ZM82 177V176H81ZM86 177V176H85ZM87 177H89V176H87ZM125 177V176H124ZM138 177V176H137ZM154 177V176H153ZM180 177V176H179ZM182 177H184V175H182ZM201 177V176H200ZM232 177V176H231ZM46 178V177H45ZM48 178V177H47ZM53 178V177H52ZM62 178H64V177H62ZM61 178V179H62ZM67 178H69L68 176H67ZM123 178V177H122ZM131 178V177H130ZM139 178V177H138ZM158 178V177H157ZM170 178V177H169ZM168 178V179H169ZM176 178V177H175ZM181 178V177H180ZM199 178V177H198ZM226 178H228L227 176H226ZM258 178V177H257ZM18 179H19V177H18ZM17 179V180H18ZM21 179H22V177H21ZM29 179H32V178H30L29 177ZM48 179H50V178H48ZM65 179H66V176H65ZM64 179V180H65ZM72 180H73V178H71ZM89 179V178H88ZM114 179V178H113ZM126 178H124V180H125ZM149 179V178H148ZM179 179V178H178ZM192 179V178H191ZM190 179V180H191ZM232 179V178H231ZM23 180H24V177H23ZM54 180H55V178H54ZM53 180V181H54ZM63 180V179H62ZM76 180V179H75ZM91 180V179H90ZM115 180V179H114ZM150 180V179H149ZM155 180V179H154ZM172 180V179H171ZM188 180V179H187ZM208 180V179H207ZM218 180V179H217ZM230 180V179H229ZM228 180V181H229ZM16 181V180H15ZM19 181V180H18ZM22 181V180H21ZM20 181V182H21ZM92 181V180H91ZM144 180H142V182H143ZM173 181H174V178H173ZM180 181H182V179H180L179 180V182ZM196 181V180H195ZM26 182V181H25ZM55 182V181H54ZM86 182V181H85ZM111 182V181H110ZM122 182V181H121ZM169 182V181H168ZM168 182H166V184L168 183ZM175 182H176V180H175ZM183 183H184V181H182ZM187 182V181H186ZM66 183V182H65ZM78 183V182H77ZM103 183V182H102ZM112 183V182H111ZM125 183V182H124ZM134 183V182H133ZM156 183H157V181H156ZM164 183V182H163ZM171 183V182H170ZM188 183V182H187ZM203 183V182H202ZM233 183H235V182H233ZM6 184V183H5ZM50 184H52L51 182H50ZM73 184V188L72 187H70L71 189H75L74 187H75V183H72ZM115 184H117V183H115ZM150 184V183H149ZM169 184V183H168ZM182 184V183H181ZM231 184V183H230ZM2 185V184H1ZM54 185V184H53ZM68 185H70V184H68ZM78 185V184H77ZM86 185H88V182L85 184V186ZM89 185H90V181H89ZM95 184H93V186H94ZM119 185V184H118ZM122 185V184H121ZM124 185V184H123ZM175 185V184H174ZM177 185H178V183H177ZM184 185H186L185 183H184ZM183 185V186H184ZM191 185V184H190ZM232 185V184H231ZM48 186V185H47ZM66 186V185H65ZM71 186V185H70ZM91 186V185H90ZM97 186V185H96ZM111 186H114V184L113 185H111ZM167 186V185H166ZM173 186V185H172ZM181 186V185H180ZM209 186V185H208ZM214 186V185H213ZM233 186V185H232ZM44 187V189H45V185L43 186ZM87 187V186H86ZM98 187V186H97ZM110 187V186H109ZM115 187V186H114ZM123 187V186H122ZM136 187H137V185H136ZM164 186L162 185V189L164 190V188H163ZM187 187V186H186ZM185 187V188H186ZM195 187V186H194ZM214 187H216V186H214ZM223 187V186H222ZM221 187V188H222ZM6 188V187H5ZM85 188V187H84ZM83 188V189H84ZM89 188V187H88ZM111 188V187H110ZM124 188V187H123ZM140 188H141V186H140ZM143 188V187H142ZM141 188V189H142ZM146 188V187H145ZM155 188V187H154ZM159 188V187H158ZM206 188V187H205ZM224 188H226L225 186H224ZM228 188V187H227ZM1 189V188H0ZM49 189V188H48ZM59 189H65L64 188V186H63V188H59ZM68 189H69V187H68ZM102 189V188H101ZM122 189V188H121ZM133 188L131 187V190H132ZM161 189V190H162ZM167 189V188H166ZM176 189V188H175ZM174 189V190H175ZM179 189V188H178ZM181 189V188H180ZM179 189V190H180ZM191 189H192V187H191ZM214 189V188H213ZM72 190V191H73ZM75 190H78L79 191V189L78 188H76ZM89 190V189H88ZM139 191H140V189H138ZM157 190V189H156ZM160 190V191H161ZM162 190V191H163ZM185 190H187V189H185ZM184 190V191H185ZM188 190H190V189H188ZM187 190V191H188ZM193 190V189H192ZM196 190H198V189H196ZM210 190V189H209ZM208 190V191H209ZM217 190V189H216ZM45 191H47V190H45ZM62 191H64V190H62ZM70 190H68V192H69ZM84 191V190H83ZM82 191V192H83ZM87 191V190H86ZM106 191V190H105ZM113 191V190H112ZM123 191V190H122ZM134 191H135V189H134ZM142 191V190H141ZM191 191V190H190ZM203 191V190H202ZM221 192H222V190H220ZM219 191V192H220ZM227 191V190H226ZM100 192V191H99ZM120 192H121V190H120ZM133 191H131V193H132ZM136 192H137V190H136ZM156 192V191H155ZM165 192V191H164ZM189 192V191H188ZM193 192V191H192ZM209 192H211V191H209ZM228 192V191H227ZM57 193H58V189L57 190H55L54 192H52V193H50L49 195H50V204H49V208H50V210L52 211L53 209H54V200L56 199V197L57 196H59V195H57ZM63 194H61L62 196L64 195V194H66L65 192H62ZM76 194H77V192H75ZM74 193V194H75ZM98 193V192H97ZM96 193V194H97ZM137 193H139V192H137ZM167 193V192H166ZM186 193V192H185ZM184 193V194H185ZM191 193V192H190ZM189 193V194H190ZM211 193H213V192H211ZM210 193V194H211ZM214 193H215V191H214ZM40 194V193H39ZM70 193H68V195H69ZM73 194V193H72ZM75 194V195H76ZM79 194V193H78ZM85 194V193H84ZM90 194V193H89ZM151 194V193H150ZM160 194V193H159ZM208 194V193H207ZM216 194V193H215ZM214 194V195H215ZM224 194V193H223ZM232 194V193H231ZM60 195V196H61ZM67 195V194H66ZM67 195V197H69ZM71 195V194H70ZM75 195H72V196H75ZM81 195H83L82 193H81ZM87 195V194H86ZM97 195H99V194H97ZM109 195V194H108ZM129 195V194H128ZM132 195V194H131ZM148 195V194H147ZM169 195V194H168ZM174 195V194H173ZM217 195V194H216ZM234 195V194H233ZM59 196V197H60ZM61 196V198H63ZM100 196V195H99ZM122 196H123V192H122ZM134 196H138V194H136V195H133V198L135 199V197ZM151 196H152V194H151ZM156 196H157V194H156ZM155 196V197H156ZM166 196V195H165ZM195 196V195H194ZM200 196V195H199ZM204 196H205V194H204ZM220 196V195H219ZM228 196H230L229 194H228ZM236 196V195H235ZM240 196V195H239ZM38 197H40V196H38ZM49 197V196H48ZM65 197V196H64ZM81 197V196H80ZM89 197V200H90V196H88ZM105 197H108V196H105ZM130 197V196H129ZM157 197H159V196H157ZM160 197H161V194H160ZM171 197H172V195H171ZM191 197V196H190ZM212 197V196H211ZM232 197V196H231ZM46 198V197H45ZM45 198H44V201H45ZM70 198V197H69ZM78 198V197H77ZM84 198H87L86 196L84 197ZM97 198V197H96ZM113 198V197H112ZM144 198V197H143ZM154 198V197H153ZM162 198V197H161ZM160 198V199H161ZM167 198V197H166ZM174 197H172V199H173ZM188 198V197H187ZM196 198V197H195ZM204 198V197H203ZM209 198H210V196H209ZM48 199H46V200H48ZM59 199V198H58ZM65 199V198H64ZM79 199V198H78ZM91 199H93L92 197H91ZM100 199H101V197H100ZM121 199V198H120ZM132 199V198H131ZM181 199H182V197H181ZM218 199V198H217ZM233 199V198H232ZM234 199H236L235 197H234ZM238 199H240V197L238 198ZM70 200V199H69ZM77 200V199H76ZM99 200V199H98ZM111 200V199H110ZM121 200H123V199H121ZM121 200H120V202H121ZM128 200V199H127ZM145 200L147 201V199H146V197H145ZM148 200H149V198H148ZM166 200H168V199H166ZM193 200V199H192ZM247 200V199H246ZM249 201H250V199H248ZM248 200H247V202H248ZM41 201V200H40ZM56 201V200H55ZM59 201V200H58ZM65 201V203H66V200H64ZM72 201V200H71ZM83 201H85V200H83ZM82 200H81V202H83ZM95 201V200H94ZM116 201H118L117 199H116ZM136 201V200H135ZM139 201V200H138ZM158 201V200H157ZM157 201L155 202L154 200H153V202H155V203H157ZM161 201V200H160ZM186 201V200H185ZM208 201V200H207ZM215 201H220V200H215ZM228 201V200H227ZM235 201V200H234ZM233 201V202H234ZM37 202V201H36ZM61 201H59V203H60ZM63 202V201H62ZM85 202H87V203H89V201H88V199H87V201H85ZM105 202H106V200H105ZM170 202V201H169ZM187 202V201H186ZM237 202V201H236ZM242 202V201H241ZM246 202V203H247ZM250 202H252L253 203V200L252 201H250ZM261 202V201H260ZM37 203H40V202H37ZM41 203H42V201H41ZM47 203H49L48 201H47ZM67 203H69L68 202V200H67ZM66 203V205H68ZM73 201H72V205H73ZM77 203V202H76ZM78 203H80V202H78ZM94 203V202H93ZM92 203V204H93ZM104 203V202H103ZM123 203V202H122ZM138 203H140V202H138ZM149 203H150V201H149ZM148 203V204H149ZM164 203V202H163ZM197 203V202H196ZM258 203V202H257ZM44 204V203H43ZM85 204V203H84ZM95 204V203H94ZM98 204H99V202H98ZM120 204L121 203H119L118 205L120 206ZM137 204V203H136ZM170 204V203H169ZM187 204H189V203H187ZM213 204V203H212ZM229 204V203H228ZM228 204H227V206H228ZM255 204V203H254ZM254 204H253V206H254ZM79 205V204H78ZM90 205V204H89ZM108 205V204H107ZM143 205V204H142ZM198 205V204H197ZM214 205V204H213ZM221 205V204H220ZM230 205V204H229ZM234 205H235V203H234ZM233 205V206H234ZM241 205V207H242V204H240ZM263 205V204H262ZM32 206V205H31ZM60 206V205H59ZM77 206V205H76ZM79 206H81V205H79ZM78 206V207H79ZM93 206V205H92ZM104 206H106V205H104ZM119 206H117L118 208H119ZM151 206V205H150ZM155 206V205H154ZM225 206H226V204H225ZM257 206H259L258 204H257ZM264 206V205H263ZM38 207V206H37ZM62 207V206H61ZM61 207H60V209H61ZM69 207H71V206H69ZM75 207V206H74ZM84 207H85V205H84ZM108 207L110 208V206L108 205ZM132 207V206H131ZM141 207V206H140ZM158 207H159V202H158ZM160 207H161V205H160ZM166 207V206H165ZM183 207V206H182ZM182 207H180L179 208V210H182L181 208ZM213 207V206H212ZM215 207V206H214ZM235 207V206H234ZM42 208V207H41ZM91 208V207H90ZM102 208V207H101ZM156 208H157V206H156ZM71 209H73V206L71 207ZM78 209V208H77ZM76 209V210H77ZM96 209H97V207H96ZM100 209V208H99ZM99 209H98V211H99ZM132 209V208H131ZM148 209V208H147ZM190 210H191V208H189ZM241 209V208H240ZM250 209V208H249ZM261 209V208H260ZM32 210V209H31ZM74 210V209H73ZM79 210V209H78ZM129 210V209H128ZM138 210V209H137ZM136 210V211H137ZM164 210V209H163ZM198 210V209H197ZM202 210V209H201ZM262 210V209H261ZM33 211V210H32ZM39 210H37V212H38ZM60 211H62V210H60ZM67 211V210H66ZM79 211H81L82 212V210L80 209ZM84 211V210H83ZM97 211V210H96ZM113 211H114V209H113ZM147 211H149V210H147ZM151 211H153V210H151ZM215 211V210H214ZM245 211V210H244ZM243 211V212H244ZM57 212H59V211H56V213ZM69 212H71V210L69 211ZM74 212H76V211H74ZM78 212V211H77ZM81 212H80V214H81ZM156 212V211H155ZM207 211H205V213H206ZM254 212V211H253ZM257 212V211H256ZM33 213V212H32ZM61 213V212H60ZM63 213V212H62ZM61 213V214H62ZM150 213V212H149ZM170 213V212H169ZM181 213V212H180ZM199 213V212H198ZM234 213H236L235 211H234ZM24 214V213H23ZM28 214H31V213H28ZM34 214V213H33ZM58 214V213H57ZM70 214V213H69ZM79 214V215H80ZM83 214V213H82ZM81 214V215H82ZM115 214V213H114ZM128 214H130V213H128ZM127 214V215H128ZM245 214H246V212H245ZM259 214V213H258ZM257 214V215H258ZM25 215V214H24ZM66 214H64V216H65ZM80 215V216H81ZM30 216V215H29ZM28 216V217H29ZM62 216V215H61ZM113 216V215H112ZM157 216V215H156ZM173 216V215H172ZM184 216V215H183ZM204 216V215H203ZM214 216V215H213ZM236 216V215H235ZM250 216V215H249ZM36 217H37V214H36ZM40 217V216H39ZM168 217V216H167ZM227 217V216H226ZM259 217H261V216H259ZM263 217V216H262ZM63 218V217H62ZM77 218V217H76ZM84 218V217H83ZM113 218L115 219V216H113ZM142 218V217H141ZM159 218V217H158ZM169 218V217H168ZM237 218V217H236ZM240 218V217H239ZM251 218V217H250ZM113 219V220H114ZM151 219V218H150ZM153 219V218H152ZM180 219V218H179ZM183 219V218H182ZM203 219H204V217H203ZM213 219V218H212ZM246 219V218H245ZM259 219V218H258ZM84 220V219H83ZM120 220V219H119ZM146 220V219H145ZM161 220H163V219H161ZM166 220V219H165ZM171 220V219H170ZM185 220V219H184ZM248 220V219H247ZM252 220V219H251ZM9 221V220H8ZM34 221H35V219H34ZM50 221V220H49ZM121 221V220H120ZM128 221V220H127ZM157 221V220H156ZM155 221V222H156ZM175 221H176V219H175ZM174 221V222H175ZM177 221H178V219H177ZM205 221H206V219H205ZM249 221V220H248ZM253 222H255L254 220H252ZM258 221V220H257ZM260 221V220H259ZM112 222H116V221H112ZM124 222H126V221H124ZM167 222H168V220H167ZM166 222V223H167ZM173 222V221H172ZM173 222V223H174ZM183 222V221H182ZM201 222V221H200ZM243 222V221H242ZM31 223V222H30ZM50 223V222H49ZM80 223H83V222H80ZM87 223V222H86ZM178 223H179V221H178ZM184 223V222H183ZM205 224L207 223V222H204ZM244 223V222H243ZM247 223V222H246ZM245 223V224H246ZM263 223V222H262ZM32 224V223H31ZM30 224V225H31ZM114 224V223H113ZM116 224V223H115ZM128 224V223H127ZM126 223H125V225H127ZM155 224V223H154ZM157 224V223H156ZM248 225H249V223H247ZM258 224V223H257ZM41 225H42V222H41ZM64 225V223L62 224V226ZM82 225H85L84 223L82 224ZM158 225V224H157ZM163 225H165V223L163 224ZM171 226H172V223L170 224ZM181 225V224H180ZM248 225H246V226H248ZM256 225V224H255ZM32 226V225H31ZM37 226H39V225H37ZM152 226V225H151ZM175 226V225H174ZM176 226H178V225H176ZM204 226V225H203ZM214 226V225H213ZM250 226V225H249ZM249 226L248 227H246V228H248L249 230H248V232L249 231H252L250 228H249ZM47 227V226H46ZM64 227V226H63ZM101 227V226H100ZM114 227H116V226H114ZM126 227V226H125ZM142 227H143V225H142ZM158 227V226H157ZM169 227V226H168ZM173 227V226H172ZM180 227H183L182 225L180 226ZM216 227V226H215ZM255 227V226H254ZM254 227H252L253 229H254ZM13 228V227H12ZM62 228V227H61ZM111 228V227H110ZM124 228V227H123ZM149 228V227H148ZM155 228V227H154ZM153 228V229H154ZM159 228H160V226H159ZM170 228V227H169ZM175 229H176V227H174ZM184 228V227H183ZM203 228V227H202ZM235 228V227H234ZM4 229V228H3ZM20 229H22V228H20ZM39 229V228H38ZM84 229H85V227H84ZM127 230H128V228H126ZM144 229V228H143ZM150 229V228H149ZM156 229V228H155ZM170 229H172V228H170ZM27 230V229H26ZM50 230V229H49ZM66 230L68 231L69 229L68 228H66ZM73 230V229H72ZM111 229H109V231H110ZM122 230V229H121ZM125 230V229H124ZM129 230H130V226H129ZM156 230H158V229H156ZM166 230V229H165ZM179 230H180V228H179ZM185 230H187V227L186 228H184V231ZM207 230V229H206ZM259 230V229H258ZM11 231V230H10ZM28 231V230H27ZM52 231V230H51ZM59 231V230H58ZM76 230L74 229V231L73 232H75ZM79 231V230H78ZM83 231V230H82ZM85 231V230H84ZM86 231H89L88 230V228H87V230ZM85 231V232H86ZM112 231V230H111ZM114 231V230H113ZM119 231V230H118ZM169 231V230H168ZM168 231H166V232H168ZM176 231V230H175ZM187 231H189V230H187ZM205 231V230H204ZM240 231V230H239ZM60 232L64 235V233L66 232V231H64V233H63V230H60ZM69 232V231H68ZM80 232V231H79ZM125 232H126V230H125ZM128 232V231H127ZM137 232V231H136ZM155 232V231H154ZM163 232H165V231H163ZM170 232V231H169ZM177 232V231H176ZM253 232V231H252ZM264 232V231H263ZM8 233V232H7ZM10 233V232H9ZM29 233V232H28ZM53 233V232H52ZM51 233V234H52ZM57 233H59V232H57ZM96 233H98V232H96ZM110 233V232H109ZM121 233H123V232H121ZM121 233H119L120 235H121ZM130 233V232H129ZM129 233H126V234H124V236L126 235V236H128L127 234H129ZM157 233V232H156ZM171 233V232H170ZM254 233V232H253ZM13 234V233H12ZM21 234H22V232H21ZM66 234V233H65ZM71 234V233H70ZM70 234H69V236H70ZM83 234H85L84 232H83ZM90 234V233H89ZM101 234V233H100ZM139 234V233H138ZM163 234H167V233H163ZM178 234V233H177ZM236 234V233H235ZM249 234H250V232H249ZM9 235V234H8ZM36 235V234H35ZM41 235V234H40ZM55 236V238H56V234H54ZM58 235H61L60 233L58 234ZM78 235H80V233L78 234ZM81 235H82V233H81ZM93 235V234H92ZM111 235V234H110ZM165 235H163V236H165ZM173 235V234H172ZM179 235V236H178ZM178 235H176V237H181V236H183V233L181 234V236H180V232H179V234ZM247 235V234H246ZM42 236V235H41ZM46 236H47V234H46ZM94 236V235H93ZM113 236V235H112ZM123 236V237H124ZM169 236V235H168ZM175 236V235H174ZM243 236V235H242ZM7 237V236H6ZM12 237V236H11ZM34 237V236H33ZM39 237V236H38ZM45 237V236H44ZM59 236H57V238H58ZM73 237L75 238V236L73 235ZM89 237H92V236H90L89 235ZM88 237V238H89ZM95 237V236H94ZM94 237H93V239H94ZM144 237H145V235H144ZM143 237V238H144ZM170 237V236H169ZM246 237V236H245ZM30 238V237H29ZM60 238V237H59ZM66 238H68V237H66ZM126 238V237H125ZM183 238V237H182ZM241 238V237H240ZM2 239V238H1ZM7 239H8V237H7ZM61 239V238H60ZM78 239V238H77ZM84 239H86V238H84ZM108 239V238H107ZM121 239H122V237H121ZM173 239V238H172ZM176 239V238H175ZM244 239V238H243ZM11 240V239H10ZM55 240V239H54ZM63 240V239H62ZM76 240V239H75ZM79 240H82V239H80L79 238ZM96 240V239H95ZM124 240V239H123ZM147 240V239H146ZM149 240V239H148ZM152 240V239H151ZM177 240V239H176ZM178 240H181V241H183L182 239H178ZM242 240V239H241ZM42 241H44V240H42ZM108 241H110V240H108ZM127 241H128V239H127ZM133 241H135V240H133ZM153 241V240H152ZM168 241V240H167ZM169 241H171L170 239H169ZM173 241H175V240H173ZM172 241V242H173ZM1 242V241H0ZM36 242V241H35ZM45 242V241H44ZM119 243L121 242V241H118ZM177 242H180V241H177ZM2 243V242H1ZM38 243H40V241H38ZM58 243V241L56 240V244ZM86 243V242H85ZM89 243H90V241H89ZM129 243V242H128ZM9 244H10V242H9ZM13 244V243H12ZM24 244V243H23ZM37 244V243H36ZM48 244V243H47ZM59 244H61V243H59ZM63 244V243H62ZM92 245H93V242L91 243ZM151 244V243H150ZM16 245V244H15ZM19 245H20V243H19ZM66 245H68V244H66ZM152 245V244H151ZM153 245H154V243H153ZM14 246V245H13ZM28 246H31V245H28ZM34 246V245H33ZM38 246H40V245H38ZM103 246V245H102ZM131 246V245H130ZM133 246V245H132ZM145 246H146V244H145ZM157 246V245H156ZM237 246V245H236ZM18 247V246H17ZM20 247V246H19ZM41 247V246H40ZM65 247V246H64ZM67 247V246H66ZM100 247V246H99ZM150 247V246H149ZM149 247H148V249H149ZM4 248V247H3ZM21 248V247H20ZM39 248V247H38ZM42 248V247H41ZM62 248V247H61ZM89 248V247H88ZM92 248V247H91ZM95 248V247H94ZM104 248H106V247H104ZM7 249L8 250H11L10 248H8L7 247ZM40 249V248H39ZM52 249V248H51ZM86 249V248H85ZM102 249V248H101ZM100 249V250H101ZM163 249V248H162ZM5 250V249H4ZM12 250H14V249H12ZM20 250V249H19ZM53 250H55V249H53ZM64 252H65V250H66V248H64V249H62ZM84 250V249H83ZM89 250V249H88ZM98 250V249H97ZM130 250V249H129ZM150 250V249H149ZM163 250H165V249H163ZM172 250V249H171ZM22 251H23V249H22ZM25 251V250H24ZM51 251V250H50ZM60 251V250H59ZM91 251V250H90ZM131 251V250H130ZM166 251H167V248H166ZM170 251V250H169ZM5 252V251H4ZM7 252V251H6ZM15 252H17V251H15ZM19 252H21V251H19ZM32 252V251H31ZM37 252V251H36ZM45 252V251H44ZM61 252V251H60ZM63 252V253H64ZM95 252H97L96 251V249H95ZM99 252V251H98ZM128 252V251H127ZM145 252V251H144ZM168 252V251H167ZM90 253V252H89ZM88 253V254H89ZM94 253V252H93ZM102 253V252H101ZM152 253V252H151ZM166 253V252H165ZM170 253V252H169ZM11 254H12V252H11ZM10 254V255H11ZM24 254H26V253H24ZM23 254V255H24ZM31 254V253H30ZM36 254V253H35ZM43 254V253H42ZM49 254V253H48ZM83 254V253H82ZM88 254H86V255H88ZM98 254V253H97ZM128 254V253H127ZM126 254V255H127ZM147 254L149 255L150 253L149 252H147ZM163 254V253H162ZM22 255V254H21ZM27 256H28V253L26 254ZM34 255V254H33ZM41 255V254H40ZM51 254H49V256H50ZM60 255V254H59ZM85 255V254H84ZM93 255H95V254H93ZM99 255H100V253H99ZM131 255H133V254H131ZM152 255V254H151ZM151 255H150V258H151ZM11 256H13V254L11 255ZM14 256H16V255H14ZM37 256V255H36ZM55 257H57L56 255H54ZM54 256H52L51 258H54L55 259V257ZM117 256V255H116ZM129 256H130V254H129ZM163 256H165V255H163ZM43 256H40V258H42ZM58 257H60V256H58ZM85 257V256H84ZM94 257V256H93ZM123 257H124V255H123ZM131 257V256H130ZM147 257V256H146ZM146 257H144V259L146 258ZM168 257H169V255H168ZM171 257V256H170ZM15 258V257H14ZM21 258H22V256H21ZM37 258H38V256H37ZM63 258V257H62ZM96 258V257H95ZM100 258H101V256H100ZM125 258V257H124ZM142 258V257H141ZM149 258V257H148ZM9 259V258H8ZM7 259V260H8ZM43 259H45V260H47L46 258H44L43 257ZM57 259H59V258H57ZM56 259V260H57ZM89 259H90V257H89ZM92 259H94V258H92ZM102 259V258H101ZM113 259V258H112ZM143 259V258H142ZM147 259V258H146ZM153 259H156V261H158L157 260V258H153ZM172 259V258H171ZM37 260V259H36ZM45 260H43V261H45ZM49 260V259H48ZM48 260L47 261H45V262H48ZM60 260H62V259H60ZM114 260V259H113ZM124 260H126V258L124 259ZM132 260V259H131ZM134 260V259H133ZM19 261H21V260H19ZM18 261V262H19ZM34 261V260H33ZM38 261H39V259H38ZM55 261V260H54ZM58 261L59 260H57V263H58ZM94 261H95V259H94ZM94 261H90L91 263H93ZM99 261V260H98ZM101 261V260H100ZM99 261V262H100ZM128 261V260H127ZM130 261V260H129ZM150 261V260H149ZM155 261V262H156ZM173 261V260H172ZM60 262V261H59ZM63 262V261H62ZM86 262H88L89 263V261H87L86 260ZM99 262H97V263H99ZM151 262V261H150ZM153 262V261H152ZM151 262V263H152ZM159 262V261H158ZM61 263V262H60ZM84 263H85V261H84ZM87 263V264H88ZM126 263V262H125ZM160 263V262H159ZM176 263V262H175ZM179 263V262H178ZM26 264V263H25ZM37 264V263H36ZM49 264V263H48ZM54 264V263H53ZM162 264H164V263H162ZM174 264V263H173ZM181 264V263H180Z\"/></svg>",
    "mask_w": 264,
    "mask_h": 264
}]
</instances>
